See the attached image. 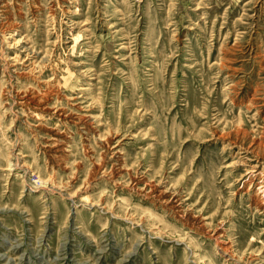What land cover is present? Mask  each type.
<instances>
[{
	"label": "rangeland",
	"instance_id": "obj_1",
	"mask_svg": "<svg viewBox=\"0 0 264 264\" xmlns=\"http://www.w3.org/2000/svg\"><path fill=\"white\" fill-rule=\"evenodd\" d=\"M0 264H264V0H0Z\"/></svg>",
	"mask_w": 264,
	"mask_h": 264
},
{
	"label": "bare ground",
	"instance_id": "obj_2",
	"mask_svg": "<svg viewBox=\"0 0 264 264\" xmlns=\"http://www.w3.org/2000/svg\"><path fill=\"white\" fill-rule=\"evenodd\" d=\"M87 89V88H86ZM68 98V97H67ZM75 98V97H74ZM78 115V114H77ZM89 120V119H88ZM85 130V129H84ZM61 139V138H60ZM46 148V147H45ZM48 148H49V146H48ZM108 153V152H107ZM119 158V157H118ZM160 195V194H159ZM263 204V203H262Z\"/></svg>",
	"mask_w": 264,
	"mask_h": 264
}]
</instances>
